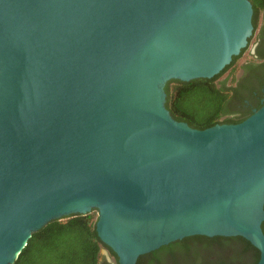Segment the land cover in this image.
Returning <instances> with one entry per match:
<instances>
[{"label": "water", "instance_id": "water-1", "mask_svg": "<svg viewBox=\"0 0 264 264\" xmlns=\"http://www.w3.org/2000/svg\"><path fill=\"white\" fill-rule=\"evenodd\" d=\"M256 17L249 0H0V264L91 211L117 264L190 236L240 237L264 264V62L217 83L208 127L170 106L235 62Z\"/></svg>", "mask_w": 264, "mask_h": 264}, {"label": "trees", "instance_id": "trees-1", "mask_svg": "<svg viewBox=\"0 0 264 264\" xmlns=\"http://www.w3.org/2000/svg\"><path fill=\"white\" fill-rule=\"evenodd\" d=\"M249 2L256 7L257 17L247 47L254 39L260 15L264 10V0H249ZM246 49L219 76L227 73L225 88L229 86L235 88V74L238 70H242V64L238 63ZM219 77L208 83L175 85L170 93L172 114L195 128H204L215 123L229 99V94L219 92V86L216 82ZM227 83H229L228 86ZM95 221L96 213L91 211L86 215H73L61 221L53 220L47 223L31 234L12 264H99L98 256L101 249H106L109 257L116 261L115 255L103 246L97 238L94 230ZM260 227L264 228V222L261 223ZM195 238L205 247L215 245L223 251L236 254V256L249 252L248 261H252V264H256L258 260V251L240 237L206 238L196 236ZM143 257L145 256H139L138 259Z\"/></svg>", "mask_w": 264, "mask_h": 264}, {"label": "flooded vegetation", "instance_id": "flooded-vegetation-1", "mask_svg": "<svg viewBox=\"0 0 264 264\" xmlns=\"http://www.w3.org/2000/svg\"><path fill=\"white\" fill-rule=\"evenodd\" d=\"M263 12L264 10L260 15L259 24L257 25V29L255 31L253 43L260 26ZM245 62H249L251 64H260L264 62V58L253 59L248 55V60L242 62V64ZM242 73L243 71L240 69L239 76L235 77L236 81L239 79ZM260 229L262 233H264V228L260 227ZM195 237L196 236L185 237L180 240L170 242L167 245L161 246L154 251L144 254L143 256L145 257L142 259L139 260L137 258L135 264H252V261H248V257H250L249 252H244L241 255L236 256V254L223 251L222 249L217 248L215 245H211L210 247L208 246L211 251H213V253L210 255L207 253V250L199 251L200 248L202 249L204 247V244L196 240ZM104 250L107 255H109L108 251L106 249ZM195 251H197V253H195ZM98 262L99 264H117L114 259L109 261L106 258H102Z\"/></svg>", "mask_w": 264, "mask_h": 264}, {"label": "rangeland", "instance_id": "rangeland-1", "mask_svg": "<svg viewBox=\"0 0 264 264\" xmlns=\"http://www.w3.org/2000/svg\"><path fill=\"white\" fill-rule=\"evenodd\" d=\"M254 35H255V34H254ZM253 38H254V37H253ZM253 40H254V39H253ZM252 44H253V41H251V43H250L249 46L247 47L246 51H245L244 54H243L242 59H240V61H239L238 64H242V62L248 60V51H249V49H250V47H251ZM226 76H227V73H225L224 75H222L221 77H219V78L216 80V82L218 83V82L224 80V79L226 78ZM238 76H239V70H238V71L236 72V74H235V77H238ZM228 84H229V83H227V86H228ZM94 212H95V211H94ZM204 250H207V253H209V255L213 253V251H211V249H210L209 247H206V248H205V246H204L202 249L200 248L199 251H204ZM195 253H197V251H195ZM213 255H214V254H213ZM215 257H217V256H215ZM102 258H106V259H108L109 261L112 260V258H110L109 255H107V253L105 252L104 249H101V250L99 251L98 261H100Z\"/></svg>", "mask_w": 264, "mask_h": 264}]
</instances>
